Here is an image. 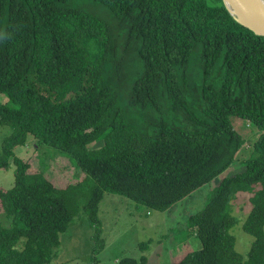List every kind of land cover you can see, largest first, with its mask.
Here are the masks:
<instances>
[{
    "label": "trees",
    "instance_id": "obj_1",
    "mask_svg": "<svg viewBox=\"0 0 264 264\" xmlns=\"http://www.w3.org/2000/svg\"><path fill=\"white\" fill-rule=\"evenodd\" d=\"M233 116L259 135L189 217L201 247L172 264H264V36L222 0H0V127L12 128L0 169L15 175L0 188V264H52L81 212L99 264L105 193L171 209L236 160L246 139ZM29 142L68 158L73 177L59 185L15 153ZM238 193L251 194L246 256L231 232Z\"/></svg>",
    "mask_w": 264,
    "mask_h": 264
},
{
    "label": "rangeland",
    "instance_id": "obj_2",
    "mask_svg": "<svg viewBox=\"0 0 264 264\" xmlns=\"http://www.w3.org/2000/svg\"><path fill=\"white\" fill-rule=\"evenodd\" d=\"M232 122L246 139L236 160L227 170L193 191L171 209L164 212L147 210L141 213L136 209L135 202L129 198L105 193L99 205V217L103 224L106 246L99 254V264H119V261L125 257L138 260L142 255L147 257V264H172L173 255H177L179 259L189 247L193 249L201 247L195 230L187 226L189 217L204 207L212 191L225 176L242 169L241 161L249 156L253 142L259 135L257 128L240 117L233 116ZM241 122L243 124L240 125ZM11 132L12 128L8 125L0 127V153L4 139ZM15 153L47 172L48 177L59 185L67 179L70 180L75 172L68 158L62 156L57 150L47 147L38 148L33 142L18 146ZM14 182L13 165L7 170L0 169V188H10ZM250 197L249 193H238L232 200V212L238 223L231 232L235 236L236 250L244 256L248 254L255 239L243 229V224L252 207ZM81 201L83 204L85 200ZM6 224L8 220L5 215H0V228ZM92 236L93 227L85 213L81 212L67 231L61 233V243L52 264H88L87 258L94 243ZM150 239L152 242L149 248L142 252L138 244Z\"/></svg>",
    "mask_w": 264,
    "mask_h": 264
},
{
    "label": "water",
    "instance_id": "obj_3",
    "mask_svg": "<svg viewBox=\"0 0 264 264\" xmlns=\"http://www.w3.org/2000/svg\"><path fill=\"white\" fill-rule=\"evenodd\" d=\"M230 15L256 35L264 36V0H222Z\"/></svg>",
    "mask_w": 264,
    "mask_h": 264
}]
</instances>
